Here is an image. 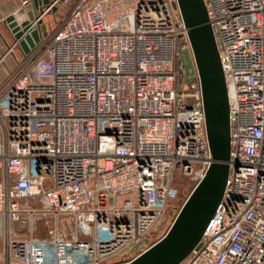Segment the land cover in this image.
I'll return each mask as SVG.
<instances>
[{"label":"built area","instance_id":"1","mask_svg":"<svg viewBox=\"0 0 264 264\" xmlns=\"http://www.w3.org/2000/svg\"><path fill=\"white\" fill-rule=\"evenodd\" d=\"M203 1L230 152L180 264H264V0ZM57 3L68 14L0 89V264H127L164 238L211 162L198 80L180 82L187 28L177 0H51L39 18ZM47 215L54 229L36 233ZM61 215L74 229L58 230Z\"/></svg>","mask_w":264,"mask_h":264},{"label":"water","instance_id":"2","mask_svg":"<svg viewBox=\"0 0 264 264\" xmlns=\"http://www.w3.org/2000/svg\"><path fill=\"white\" fill-rule=\"evenodd\" d=\"M31 3L32 11L24 12L21 7L5 18L25 54L39 41V31L45 30L39 18L40 7L49 2L31 0ZM177 5L187 28L193 57L192 61L189 52L184 50L181 67L185 81L197 78L199 83L211 162L164 238L127 264H180L196 246L214 215L228 174L229 105L215 36L203 0H177Z\"/></svg>","mask_w":264,"mask_h":264},{"label":"crops","instance_id":"3","mask_svg":"<svg viewBox=\"0 0 264 264\" xmlns=\"http://www.w3.org/2000/svg\"><path fill=\"white\" fill-rule=\"evenodd\" d=\"M21 1L22 0H0V89L8 82L13 74L17 72L25 56V53L18 46L13 34L5 23V18L21 8ZM41 1L44 3V0ZM50 1L51 0H48V2ZM44 5L45 4H42V6ZM45 15L41 18L45 30L44 32L39 31V37L42 36L45 31L48 34L56 27H52V23L45 20Z\"/></svg>","mask_w":264,"mask_h":264},{"label":"rangeland","instance_id":"4","mask_svg":"<svg viewBox=\"0 0 264 264\" xmlns=\"http://www.w3.org/2000/svg\"><path fill=\"white\" fill-rule=\"evenodd\" d=\"M69 11V6L57 3L53 6L45 15V20L52 23V27L58 26L61 21L66 17ZM177 177L176 185L179 191L180 199H183L187 193L190 191V181L187 178L179 177V171L175 172ZM43 219L47 220V224L38 223V230L36 233L40 234L41 232H46L49 229H54L55 221L54 218L50 215L45 216ZM43 221V220H42ZM74 229L73 219L67 215H61L58 218V230L69 232Z\"/></svg>","mask_w":264,"mask_h":264},{"label":"trees","instance_id":"5","mask_svg":"<svg viewBox=\"0 0 264 264\" xmlns=\"http://www.w3.org/2000/svg\"><path fill=\"white\" fill-rule=\"evenodd\" d=\"M180 82H181L184 86L187 85V82L184 81V78H183V77L181 78Z\"/></svg>","mask_w":264,"mask_h":264}]
</instances>
